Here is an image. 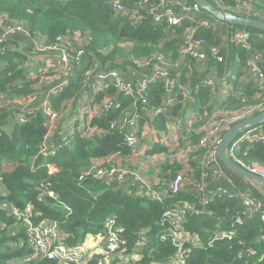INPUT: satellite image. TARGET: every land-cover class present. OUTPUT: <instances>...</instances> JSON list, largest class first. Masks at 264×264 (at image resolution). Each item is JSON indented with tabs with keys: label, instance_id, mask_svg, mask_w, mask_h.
Returning <instances> with one entry per match:
<instances>
[{
	"label": "trees",
	"instance_id": "obj_1",
	"mask_svg": "<svg viewBox=\"0 0 264 264\" xmlns=\"http://www.w3.org/2000/svg\"><path fill=\"white\" fill-rule=\"evenodd\" d=\"M109 1L0 0V34L5 36L4 52L0 51L1 98L9 93L21 97V103L27 102L31 108L42 109L40 97L45 98L46 92L60 83L62 77L55 75L62 67L59 65V70L46 67L44 57L33 56L32 48L38 41L43 40L67 55L78 50L84 54V62L72 71L59 93L48 98V107L57 115L49 144L59 146L63 134L72 130L69 146L61 145L48 159L36 157L48 130V116L42 110H35L26 116L25 122L16 120L0 131V185L4 188V192L0 190V264H56L33 258L34 250L28 245L25 228L12 212V208L22 210L27 205L33 212L34 223H56L59 230L70 234L68 243L81 242L87 234L101 232L105 219L115 215L126 250L133 248L144 234L151 235L136 264L163 262L174 256L176 248L170 238L159 240V234L166 230L160 219L168 208L181 202L192 204L197 211H187L179 228L190 250L186 264H264V217L242 216V224L233 226L235 218L245 210L241 198L222 195L202 204L198 186L201 171L207 172L206 190L216 179L209 168L213 164L209 154L214 147L208 139L204 140L207 130L215 127L225 130L239 121L232 122L235 117L240 116L241 120L264 109V90L259 91L251 80L238 82L246 60L257 52L263 54L264 69V32L226 22H220L222 30L218 35L211 28L200 27L193 38L200 42L207 57L199 63L182 51L184 36L189 33L188 21L179 27H168L155 24L148 12L133 20L129 13L114 12ZM185 1L193 5L191 0ZM210 1L221 9L242 14L236 9L235 0ZM133 3L134 0L125 2L129 7ZM201 16L215 20L205 12ZM21 26L27 27L29 36L35 38L31 48L21 49L16 45L27 38L16 39L7 33L11 27ZM237 28H244L250 34V48L242 49L230 39ZM219 43L222 48L216 56L212 55V46ZM45 58L52 59V55L45 54ZM139 60H148L150 65L141 69ZM153 63L172 65L171 69L167 68L168 75L180 63L184 65L183 76L174 86L155 76L131 95L122 91L125 80L120 85L110 80L108 88L93 91L94 77L101 70L115 71L132 82L154 73ZM230 63L238 64L235 96L221 102L222 97L216 92L220 84L215 78ZM242 87L243 93L237 97ZM108 101L112 103L109 110H101ZM4 104H0L2 111L10 108ZM9 106L16 105L9 103ZM256 106L261 110L245 116L246 109ZM159 107L161 110L156 111ZM79 113H83L82 118ZM71 117L73 124L76 121L73 127L72 123L67 124ZM129 118H135L138 123L135 133L139 140L149 131L152 136L156 132L176 133L173 140H153L141 156V160H150L159 171L150 185L161 192L162 202L137 195L138 185L135 188L124 185L120 189L107 185L104 178L80 179L89 169L121 168L105 163L95 166L99 158L106 161L105 156L116 152L128 157L136 154L125 140L126 122L121 123ZM1 120L7 122V114ZM261 125L264 128V123ZM236 157L245 164L264 166V134L260 140L241 142ZM126 170L143 176L138 166ZM177 177L181 185L173 192L172 184ZM44 181L51 183L55 198L44 195L38 199L37 187ZM238 187L245 189L249 184L242 178ZM259 197L264 202L261 194ZM232 229V239H215L217 232Z\"/></svg>",
	"mask_w": 264,
	"mask_h": 264
},
{
	"label": "built area",
	"instance_id": "obj_2",
	"mask_svg": "<svg viewBox=\"0 0 264 264\" xmlns=\"http://www.w3.org/2000/svg\"><path fill=\"white\" fill-rule=\"evenodd\" d=\"M219 3V0H212ZM264 0H235L237 5L241 8L242 14L260 18L264 20ZM110 3L113 7H116L118 12L129 13L133 20H139L143 17V12H148L151 14L153 22L155 24H164L168 27H179L183 24L184 21H188L190 23L189 26V33L184 36L186 40L185 46H183V53L189 54L193 58L197 60V62L202 63L201 61L205 60L207 54L203 51L202 45L199 41H196L193 36L196 29L200 27L211 28L215 35H218L222 30L221 21L218 20H210L209 18L202 17V11L199 7L193 2V5L187 4L185 0H134L132 7L126 5V0H110ZM22 27V26H21ZM15 28V27H14ZM20 28V27H16ZM24 28V27H23ZM9 30V29H8ZM15 30H12L8 35ZM5 36L0 34V51L4 52V46L2 43L4 42ZM230 39L238 43V46L242 49H247L251 47L250 44V34L244 28H237L231 35ZM222 44L212 46L211 53L212 55H217L218 51L222 48ZM35 48H32L34 51L35 49H39V47L45 48L44 53L40 55V57H44V62L46 67H54L58 69L60 65L62 67V79L58 85L53 86L46 92L45 98H41L39 100L42 109L31 108L30 104L26 106L20 107L18 110L19 112H15V118L19 122H25L27 120V115H30L35 110H42L48 116V130L47 134L44 137L42 143L39 146V150L36 154V157L41 156L42 158L53 157L57 150L60 148L61 145L69 146L71 136H73V131L71 133L63 134L62 136V143L59 146H51L49 144L50 141V134L53 128V122L56 119L57 115L48 107V98L50 94L59 93V91L63 88L66 84L69 75L72 74V71L84 62L83 60V52L78 50L73 54H66L64 51H60L56 49L55 46L49 45L45 42L38 41L35 45ZM60 51L59 55H55L51 52V50ZM45 54H51L52 59L45 58ZM238 57V56H237ZM248 59V58H247ZM263 61V54L261 52H257L254 57L249 58L246 60L245 65L246 67L241 71L244 73V79L239 83H245L251 80L253 83L257 85V89L260 91L261 89L264 90V69L261 66ZM138 65L141 69H147L150 65L148 60H139ZM231 65V63H230ZM230 65L227 68H224L222 73L215 78L216 82L220 84L226 77V72ZM172 65H163L158 63H153L152 68L155 70L154 73L143 77L136 81V87L133 86L130 82L124 83L122 86V91L126 94H132V92L138 91L142 86L146 84V81L149 79L154 78L155 76L160 78L161 80H165L167 84L170 86H174L177 82L180 81L181 77L183 76L182 69L184 65L180 63L175 64L173 68V72L171 75H168L167 68L171 69ZM60 71V70H59ZM247 76L245 78V74ZM155 77V78H156ZM93 86V91H101L103 89L108 88L109 81L114 80L118 85L121 84L123 81L120 76L115 71L105 72L103 70L99 71L95 77ZM239 79V78H238ZM214 83V82H212ZM182 85V86H181ZM180 88L183 91L188 92V88L180 84ZM234 86L230 91L228 96H223V91L220 87L218 91H216L219 96H221V102L228 101L229 96H235L234 93ZM243 87L239 90V93H243ZM4 104V103H1ZM111 101L105 102L101 108L108 109L111 105ZM4 106H7L4 104ZM11 108L19 107V106H9ZM22 109V110H21ZM88 109V108H85ZM161 107H159L156 111H160ZM261 110L260 106L251 107L244 111L245 116L249 115V113ZM1 111V109H0ZM89 112V111H88ZM240 120V116L235 117ZM126 122V127L124 128V136L132 150L136 152L139 146V138L136 135L135 131H137V121L135 118H129L127 120L124 119ZM234 122V119H232ZM227 127L226 129H228ZM225 129V130H226ZM4 130V129H0ZM224 128H210L207 130L206 137L204 138L205 141L210 142V144L214 147L213 151L210 152V161L213 164H210V170L212 171L213 175L216 178L226 180V185H222L221 188L216 190L215 192L205 189V179L207 177L206 171H201L200 178H199V191L201 192V203L207 204L209 200L216 196L227 195L229 197H240L245 210L239 214L234 220L233 226L242 224V216H253L261 214L264 217V202L261 200L260 197L252 194L249 190L250 187L245 189H240L238 184H233L230 181L231 178L227 176L226 170L223 168L222 176L221 171L218 168L217 164H222L219 160L215 157L214 150L216 146L221 142L222 131ZM221 133V136H220ZM264 128L262 125L254 126L243 131L240 135H238L231 143L228 152L230 156L241 166L246 168L252 173L258 174L264 177V166L251 163L245 164L243 161L236 157V150L238 145L241 142L249 141L252 142L255 140H260L263 138ZM42 145V146H41ZM49 173H53L52 167L48 164ZM209 166V165H208ZM223 167V166H222ZM119 171L116 172L115 168H111L109 170L97 169V170H87L80 179H85L86 177H92L96 179L104 178L107 185H110L113 179H117L121 181L122 178L126 174H130L131 172L127 171L124 168H118ZM126 170L127 172H125ZM125 172V173H124ZM127 183H120L126 185V187L130 186L131 184L138 185L139 188L137 189V195L145 196L152 200H156L162 202L164 200L163 195L161 192L155 190L149 183L144 182V180L140 177L138 172H135L132 175V179L130 175H127ZM216 180V179H215ZM227 183H229L227 185ZM248 183V182H247ZM119 184V185H120ZM252 186L250 183H248ZM181 185L180 177H177L172 184V191L176 192ZM51 183L49 181H44L39 184L37 187L39 196L38 199L42 198L44 195H48L52 198H55V192L50 190ZM191 210L192 212H197L194 209V206L189 203L181 202L172 208H168L162 215L160 219L161 225L166 226V230L164 233L159 234L160 241H166L170 238L171 244L176 248V252L174 256L168 258L167 260L154 263V264H186L187 259L190 256V250L185 246L187 243V238L182 234L179 230L181 223L184 220L185 214L187 211ZM13 214L17 217L18 220L21 221V225L25 228V234L27 238L28 245L34 250L33 258L37 260H44L48 259L50 261L55 262L56 264H136V262L142 256L141 252L143 249L149 245L151 235H143L139 242L131 249L126 250L125 246V239L122 237L118 224L116 222V216L110 215L104 221V227L101 232L97 233L95 236L91 237L90 240L84 239L81 242L76 243H68L67 239L70 236L68 232H64L59 230L56 223H47L46 221H41L39 223H34L32 220L33 212L31 207L27 205L22 210H16L12 208ZM175 228V229H174ZM234 229L225 230L221 232H217L215 234V239H227L230 240L233 237ZM91 236V235H89Z\"/></svg>",
	"mask_w": 264,
	"mask_h": 264
},
{
	"label": "rangeland",
	"instance_id": "obj_3",
	"mask_svg": "<svg viewBox=\"0 0 264 264\" xmlns=\"http://www.w3.org/2000/svg\"><path fill=\"white\" fill-rule=\"evenodd\" d=\"M112 3H110V7H111V9L114 11V12H118V11H120V10H117L116 9V7H113L112 5H111ZM236 9H239V11H241L242 12V10H241V8L238 6V5H236ZM210 16V15H209ZM212 17V16H211ZM214 18V17H213ZM238 26H240V25H238ZM244 27V26H243ZM12 30H15L14 32H12L11 34H10V36H13V37H18V38H20V39H24V38H27L28 40H25L23 43H21L22 45H21V49H28V48H31L32 47V39H35V38H31L30 36H29V31H28V28L26 27V28H23V27H21V28H14V27H11L9 30H7V33L9 34ZM68 33H70V32H68ZM68 33H66L65 35H69ZM40 42H43V40H40ZM16 45H19V44H16ZM20 46V45H19ZM185 47H186V45H184ZM32 50V49H31ZM43 50H45V48H42V47H39V49H35V51L33 52V56H35V57H38V56H40V55H42L43 53H44V51ZM58 50H60V49H58ZM61 51V50H60ZM60 51H55V50H51V52H49V53H52V54H57V55H59L58 53H61ZM237 69H238V64L237 63H232L231 65H230V67L228 68V70H227V72H226V77H225V79L220 83V87H221V89H222V91H223V96H228L229 95V93H230V91L232 90V88H233V86H234V80H235V78H236V72H237ZM62 72L61 71H59V72H57L56 73V75H55V77H57V78H61L62 77ZM120 78L122 79V80H125V83H128V84H130V82H128V80H129V78L128 79H125L124 77H122L121 75H120ZM238 78L242 81L243 79H244V73H242V74H240L239 76H238ZM55 82V81H54ZM131 84L133 85V86H137L136 85V81H132L131 82ZM15 98V99H14ZM12 99H14V100H12ZM2 100H4V101H7L6 102V104L5 105H9V103H12V104H15L16 106H19V107H14L13 109H11L10 110V108H5V110H3V111H0V129H4V128H6L10 123H11V118H12V116L14 115V113L16 112V111H18L19 109H20V107H22V106H26V105H28L29 103H27V102H22L21 103V97L20 98H16V97H12V94L10 95L9 93H7L6 95H4L3 96V98H1V96H0V104H1V101ZM68 113V112H67ZM67 113H65V114H67ZM4 114H7V122H2V120H1V116H3ZM65 114H63V115H65ZM80 115H81V118H82V116H83V113H79ZM71 120H68L67 121V124L68 123H72V127L75 125V123H76V121H74V124H73V122H72V117L70 118ZM78 119V118H77ZM237 120H239V119H237V118H234V122L235 121H237ZM121 123L123 124L124 123V119H122V121H121ZM258 126V125H257ZM140 128V127H139ZM144 131H145V133H146V129H144ZM157 133H159V132H156V134ZM162 133H160V134H158L157 136H160ZM172 135V134H171ZM174 139V138H173ZM172 139V140H173ZM42 146V145H41ZM129 146V145H128ZM237 149H238V147H237ZM139 149H137L136 150V153L137 154H134V155H130L129 157L126 155V154H123V153H120V152H116V153H114L113 155H111V156H109V155H107V156H105L104 158L106 159V161H104L103 160V158H99V160H100V162L99 163H97V162H95V166H98V165H101L102 163H105V164H115V165H118L119 167H121V168H125V169H127V168H134L135 169V167H139V168H142V166L144 165L145 167H144V171L143 172H146L147 170L151 173V172H154V171H156V169L155 168H153L154 166L153 165H151L149 162H150V160H148V159H145V160H141V156L143 155V153H144V151H139V152H137ZM132 151H134V150H132ZM135 152V151H134ZM236 155V154H235ZM145 156V155H144ZM118 159V162H114V161H112L113 159ZM123 163H125V165H123ZM217 166H218V168L220 169V171H221V176H222V172H223V167L220 165V164H217ZM155 169V170H154ZM115 171L116 172H118L119 171V169L118 168H115ZM125 172H127V171H129V170H124ZM124 172V173H125ZM129 172H131L130 174L128 173V174H126L123 178H122V180L121 181H118L117 179H113L110 183L112 184V186H114L115 188H120V189H122L121 187H124V184H120V183H127V175H130V177H131V179H132V175L135 173V172H137V171H129ZM226 173H227V175L231 178V180H227V181H230V182H232L234 185L235 184H238V182H239V180L240 179H242L241 177H239V176H236L235 174H232L230 171H228V170H226ZM139 175H140V177L144 180V182H147L146 180H145V178L140 174V173H138ZM218 178H216V180H217ZM218 180H220V179H218ZM120 184V185H119ZM229 183H227V185H228ZM252 186H250L249 185V187L251 188L249 191L252 193V194H254V195H256L257 197H259V194L261 193V192H263V186L262 185H259V184H257V183H255V182H253L252 184H251ZM130 187H132V188H135V184L133 183V184H131L130 185ZM129 187V188H130ZM128 188V189H129ZM175 229V228H174ZM87 236V235H86Z\"/></svg>",
	"mask_w": 264,
	"mask_h": 264
},
{
	"label": "water",
	"instance_id": "obj_4",
	"mask_svg": "<svg viewBox=\"0 0 264 264\" xmlns=\"http://www.w3.org/2000/svg\"><path fill=\"white\" fill-rule=\"evenodd\" d=\"M194 2L202 12L214 17L216 20L244 27H251L264 32V20L247 15L236 14L215 6L210 0H191ZM264 123V109L258 113L243 118L228 129H226L221 137V142L214 150L215 157L219 160L225 170L232 174L243 178L246 182L252 184L253 182L263 186L261 196L264 198V177L252 173L240 164H238L229 154L228 149L232 141L240 135L243 131Z\"/></svg>",
	"mask_w": 264,
	"mask_h": 264
},
{
	"label": "crops",
	"instance_id": "obj_5",
	"mask_svg": "<svg viewBox=\"0 0 264 264\" xmlns=\"http://www.w3.org/2000/svg\"><path fill=\"white\" fill-rule=\"evenodd\" d=\"M11 37H13V36H11ZM13 38H16V39H18V37H13ZM20 39V38H19ZM15 40V39H14ZM18 41V40H17ZM19 45H20V47H21V40H19ZM2 111V110H1ZM14 121H16V118H15V114L12 116V118H11V123L6 127V128H4V131L6 130V129H8V127L14 122ZM138 124V123H137ZM137 130H138V125H137ZM160 133H162V132H159V133H157V134H155L154 136H152V133L149 131V132H147L146 133V136L145 137H142L141 139H140V141H139V146H138V148L137 149H139L137 152H139V151H146L147 150V148H148V146L152 143V141L153 140H159V141H164L165 139H167V138H170L171 140L173 139V138H175V136H176V133H173L172 135H169V134H165L164 132L160 135V136H157L158 134H160ZM137 154V153H136ZM152 161V160H151ZM144 165L142 166V170L144 171ZM153 168H155V167H153ZM139 169H141V168H139ZM155 170V169H154ZM158 170H156V171H154V172H149L148 170L146 171V172H143V177L145 178V180L147 181V183H149V184H153L154 182H152V181H154L155 179H157V174H158ZM228 176V175H227ZM222 185H226V180H223V178H221L220 180H214V181H212V182H210V184H209V186H208V188H209V190L210 191H213V192H215L216 190H218L219 188H221L222 187ZM0 190H2V192H4V188H3V186L2 185H0ZM97 234V233H96ZM96 234H87V236H85V238L84 239H86L87 238V240H90L91 239V237H93V236H95ZM89 235H91V236H89Z\"/></svg>",
	"mask_w": 264,
	"mask_h": 264
},
{
	"label": "clouds",
	"instance_id": "obj_6",
	"mask_svg": "<svg viewBox=\"0 0 264 264\" xmlns=\"http://www.w3.org/2000/svg\"><path fill=\"white\" fill-rule=\"evenodd\" d=\"M57 85H58V84H57ZM56 94H57V93H56ZM41 98H43V97H40V99H41ZM40 157H41V156H40ZM48 158H50V157H48ZM48 158H43V159H48Z\"/></svg>",
	"mask_w": 264,
	"mask_h": 264
}]
</instances>
